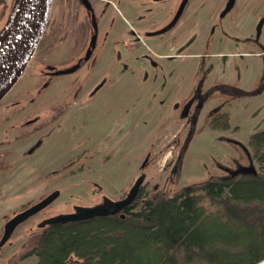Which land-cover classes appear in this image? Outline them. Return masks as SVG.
Wrapping results in <instances>:
<instances>
[{
  "label": "rangeland",
  "instance_id": "rangeland-1",
  "mask_svg": "<svg viewBox=\"0 0 264 264\" xmlns=\"http://www.w3.org/2000/svg\"><path fill=\"white\" fill-rule=\"evenodd\" d=\"M144 1L152 9L159 8L151 19L146 18L153 25L151 29L171 17L173 5ZM223 1L191 0L187 19L193 44L184 57H167L182 51L163 50L171 47L172 42L167 47L153 46L160 41L155 37L139 50H128L125 59L132 62L120 70L124 59H115L116 49L105 37L107 40L103 41L92 73L84 67L72 75L48 78L45 77L48 65L59 69L76 61L80 46L75 44L76 27L87 19L85 10L76 0H53L41 42L17 83L0 101V121L18 113L0 127V138L1 130L9 137L18 131L12 128L22 122L17 121L18 118L27 120L39 116L43 121L47 119L49 124L30 139L16 140L11 146L0 147V150H10L12 154L9 158L11 168L0 175V239L8 219L53 191H60V196L16 228L0 249V264H37V256L22 259L21 251L28 236L39 229L42 221L70 213L75 206L95 205L103 197L119 200L142 173L146 174L140 191L142 196H173L182 188L201 186L224 175V170L236 168L239 164L254 165L259 169L256 160L252 165L247 162L245 147L252 154L250 137L264 130V92L256 96L239 95L237 89L251 94L256 91L262 74V59L259 56L228 55L257 51L258 48L253 50L234 44L233 36L240 35V32L234 26L229 29L228 21L224 22L227 33L216 29L215 41H211L212 35H209L210 46L203 43L206 34L212 31L209 23L217 16ZM239 1L234 15L239 20L244 14L242 25L254 15L256 20L264 18V0ZM20 4L21 0L0 1V38L12 24ZM241 5L243 9H240ZM218 53L227 56H217ZM150 61H155L156 67L150 65ZM110 64L115 65L112 71L106 68ZM201 67L212 69L205 84L210 95L194 125L182 117L180 110L174 109V104H182L188 98L200 80ZM175 70L176 78L165 95L159 83L162 77L173 76ZM146 75L155 77V91L160 93L152 98L153 101L147 99L153 89L146 88L143 79ZM103 77L107 78V85L97 95L88 97L87 93ZM215 77L222 78L225 86L221 88H228V91H218ZM79 91L81 96H86L75 102ZM59 106L64 109L60 119ZM222 106L221 112L229 115L230 127L215 130L211 127L210 113ZM125 107L135 110L144 107V112L140 115L143 122L138 128V141L135 142V132L129 129L133 137L128 139L124 152V149L116 148L114 138L120 129L117 121L123 112L121 108ZM74 114H78L76 123L80 124L81 131L69 138L70 129H74L71 126L75 123ZM88 117L90 128L87 126ZM93 117L98 119L95 130H105L110 136L108 145H95V149L87 139L88 129L93 130ZM77 134L79 136H75Z\"/></svg>",
  "mask_w": 264,
  "mask_h": 264
},
{
  "label": "trees",
  "instance_id": "trees-1",
  "mask_svg": "<svg viewBox=\"0 0 264 264\" xmlns=\"http://www.w3.org/2000/svg\"><path fill=\"white\" fill-rule=\"evenodd\" d=\"M212 117L213 129L230 127L227 113L216 111ZM249 147L253 152L245 147L247 162L260 165L256 173L239 164L173 196L140 192L125 218L111 215L39 227L24 242L21 258L37 256V264H260L264 130L250 137Z\"/></svg>",
  "mask_w": 264,
  "mask_h": 264
},
{
  "label": "flooded vegetation",
  "instance_id": "flooded-vegetation-1",
  "mask_svg": "<svg viewBox=\"0 0 264 264\" xmlns=\"http://www.w3.org/2000/svg\"><path fill=\"white\" fill-rule=\"evenodd\" d=\"M78 2V6L81 9H84L86 12L87 19L85 21H80L77 24L76 27V38H75V44L80 45L78 48V57L75 62L72 63V65L65 67V68H59V69H68L76 64H80V67L73 72L77 73L79 72L82 68L84 70H87L89 73H92V66L96 63V58L97 55L100 54L101 47L103 45V41L107 40L105 37L109 38V41L111 43V46L113 49H116L115 52V59L116 60H123L124 59V64L122 65L121 69L125 68V64H128L130 61H127L125 58H127L128 50H139L142 48V45L145 43L147 44L146 41L148 42L149 39H153L155 37H159L160 41L155 42L153 46H162L165 45L166 47L169 46L171 43V47L169 48H164L163 50L170 49L169 51H179L181 50L179 54H168L166 55L167 57H184L186 50H189L193 44V39L191 38V32L189 31L188 25H190L189 19H187V14L189 11V8L191 6V0L186 4L184 7L183 13L181 14L180 18L177 20L176 24L167 32L152 36L151 34L154 32H157L165 27H167L176 17L177 12L181 6V3L183 0H151L152 3L157 4V3H167L169 6L173 5L172 7V14L169 19H164L162 22H158V27L151 29L153 25L149 24L150 21H147L146 18L150 17L153 13L159 10V8H151L148 7L146 1L144 0H76ZM228 0L223 1V5L220 8V11L217 13V16L215 19H213L209 25H211L212 31H210L208 34L203 39V43H208L210 46V43L212 40L215 41L214 35L216 29H220L223 32H228V28H225L224 22L228 21V26L230 27L229 29H232V27H236L237 31L240 32V35L233 36L232 42L236 45H241L243 47H248V48H255L257 47V51H246V52H240V53H231L228 55L231 56H239V57H245V56H259L262 59V74L258 80L257 86H256V91L250 93V96H256L264 92V40H262L263 36V30H264V23L261 28V34L258 36V26L260 22L264 19L263 17L260 19L256 20V16L254 15L250 20H248L245 24H241V21L243 20V16L237 20L234 13L235 10L239 8L240 1L236 0L235 5L233 8L224 16H222V12L225 9L227 5ZM174 8V10H173ZM244 6H240V9H243ZM105 22V23H104ZM242 25V26H240ZM212 35V39L209 43V37L208 36ZM96 37V46L93 49L92 55L88 60L85 59L88 49L90 47L91 41L93 38ZM197 38V36H196ZM127 46L129 48L127 49ZM84 50V51H83ZM83 51V52H82ZM82 54L80 55V53ZM217 56H227L224 55L223 53H218ZM163 57V56H162ZM150 65L156 67L157 63L155 61H150ZM49 66V65H48ZM115 67V65L110 64L106 68L112 69ZM48 68V67H47ZM57 67L56 69H47L45 73V77H54L56 76L53 74L56 70H59ZM175 72L173 76H166L162 77V80L160 81L159 84L163 86V89L165 90V95L168 93V90L172 87L171 85L174 83L175 80ZM212 72V69L205 70V68H200V80L196 84L195 88L189 93L188 98L181 104L176 103L174 104V109L180 110V112H183L184 108L189 104V102H192L189 110H188V115L184 117V119H187L190 121V124L195 123L198 121L199 113L201 109H203L208 101L209 97V91L208 89H205V84L207 82V79L210 77ZM67 75H72V74H67ZM61 76V75H59ZM143 79H145V83H147L146 88L153 89L151 94L148 96V100H152L154 97H158L160 93L156 94V82L155 77H149V76H144ZM215 82L217 83L218 91H228V88H221L225 86V82L222 81V78L215 77ZM157 80V78H156ZM108 80L106 77H103L96 85L92 87V89L87 93L88 97H93L97 95L100 90L107 85ZM162 89V90H163ZM238 93L240 91H244L240 88L237 89ZM213 92V91H212ZM211 92V93H212ZM246 92V91H244ZM249 93V92H248ZM124 94L126 95V92L124 91ZM81 92L79 91L76 95L75 102L77 100H80L81 97ZM138 99V98H137ZM136 99V100H137ZM135 100V101H136ZM202 101V106L199 107V102ZM154 103V102H153ZM137 104V103H136ZM146 106V105H145ZM225 106V105H224ZM219 107L212 111L210 113L211 118H213V114L216 111H221L223 107ZM144 107H141V110H135L132 108H121V111H123L120 114V119H118L117 126L120 127V129L116 132V136L114 138V141L116 143V148H118L120 151L127 147L128 144V139L133 137V135L129 133V129L134 131L135 133V142L138 141V128L142 126L143 122V117L141 118V114L144 112ZM64 109H62L59 106V119L63 117ZM143 111V112H142ZM18 113H13L9 116H7L4 120L0 121V127L4 125V122L9 121L11 117L17 116ZM90 117V116H89ZM88 117L89 124L87 125L90 128V119ZM78 114H74L73 120L75 123H73L71 126L74 129H70V135H67L69 138L74 133L80 132V124H77L76 121L78 120ZM22 121L21 123H18L12 128L17 129L18 131L16 133H13L11 137L7 133H5L4 130H1V135L2 137L0 138V147L1 146H11L14 141H24L27 139H30L31 137L36 136L37 134L41 133L49 124L47 123V119L43 121L42 117L35 116L32 118H28L27 120L23 119H17V121ZM98 119L96 117L92 118V126L93 130L88 129V135L87 139L92 143L94 146L93 149H95V145H108L110 141V136L109 134L106 133L105 130L101 131H96L95 126L97 124ZM141 124V126H139ZM68 128V125H66ZM132 133V132H131ZM79 136V134L75 135ZM10 156H12L10 150L2 151L0 150V166L2 169L0 170V175L3 173H6L10 168ZM141 191V190H140ZM127 195V194H126ZM125 195V196H126ZM124 196V197H125ZM45 198V197H43ZM42 198V199H43ZM41 199V200H42ZM121 199V198H120ZM39 202V201H38ZM98 204V203H97ZM32 206V205H31ZM30 207V206H29ZM26 207L25 209L29 208ZM23 209V210H25ZM46 209V208H45ZM44 209V210H45ZM22 210V211H23ZM43 211V210H42ZM40 211V212H42ZM21 212V211H20ZM39 212V213H40ZM37 213L36 215H38ZM124 213L126 215L127 213V208L125 210H122L121 212L115 214L119 215L121 217V214ZM35 216V215H34ZM33 217V216H32ZM31 218V217H30ZM29 218V219H30ZM98 218V217H97ZM28 219V220H29ZM9 220V219H8ZM7 220V221H8ZM27 220V221H28ZM26 222V221H25ZM24 222V223H25ZM23 224V223H22Z\"/></svg>",
  "mask_w": 264,
  "mask_h": 264
},
{
  "label": "water",
  "instance_id": "water-1",
  "mask_svg": "<svg viewBox=\"0 0 264 264\" xmlns=\"http://www.w3.org/2000/svg\"><path fill=\"white\" fill-rule=\"evenodd\" d=\"M188 2L189 0H183L175 19L167 27L154 32L151 35L156 36L169 31L180 18L184 7ZM235 2L236 0H228L225 9L222 12V16L227 14L233 8ZM52 4L53 0H21L20 7L12 24L0 38V101L17 83L22 72L25 70L33 54L35 53L46 30L51 15ZM263 23L264 19L258 26V36L261 34ZM95 46L96 37H94L91 41L90 47L85 57L86 60H88L92 55ZM79 67L80 64H76L68 69L56 70L53 74L58 76L71 74ZM48 68L54 70L56 69V66L49 65ZM191 104L192 102H189V104L184 108L182 117H186L188 115V110ZM201 106L202 101L199 102V107ZM147 160L148 159L143 162L142 168L145 167ZM247 170L252 173L257 172L254 165L250 166ZM145 180L146 174L142 173L136 179L127 195L119 200L103 197L102 201L95 205L75 206L72 212L61 213L52 216L42 221L39 226L44 227L46 225H52L55 223L66 224L69 222L115 215L132 205L139 195ZM59 196L60 191H53L41 201L17 213L15 216L9 219L4 226L3 235L0 239V249L9 241L15 229L20 224L48 207L56 199H58ZM125 216L126 215L124 213L121 214L122 218H125Z\"/></svg>",
  "mask_w": 264,
  "mask_h": 264
}]
</instances>
